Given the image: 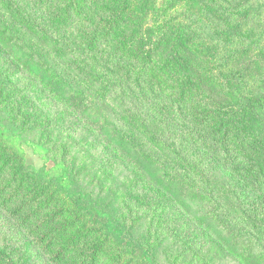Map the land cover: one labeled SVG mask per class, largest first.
Segmentation results:
<instances>
[{
    "label": "rangeland",
    "instance_id": "rangeland-1",
    "mask_svg": "<svg viewBox=\"0 0 264 264\" xmlns=\"http://www.w3.org/2000/svg\"><path fill=\"white\" fill-rule=\"evenodd\" d=\"M148 1L171 14V27L192 26L188 14L171 12L175 0ZM102 3L0 0V264H264V185L247 198L240 182H231L226 195L214 183L194 180L196 167L210 177L221 166L214 171L218 164L202 139L196 146L184 133L174 139L177 128L192 127L184 120L175 126L179 119L162 112L202 113L196 108L202 91L188 98L189 90H166L175 74L152 73L135 54L122 55L128 62L119 58V34L93 29ZM245 7L242 0L235 14L256 22L258 12ZM175 29L170 40L176 34L197 40L192 29ZM245 33L199 36L197 44H205L199 55L209 59V48L221 41L249 43V50L264 29ZM163 51L157 65L172 52ZM224 69L212 72L229 93L239 95L240 85L244 102L254 106L245 93L255 89L264 106V73ZM139 70L143 83L160 90L153 105L140 102L132 88ZM254 124L261 138L264 116ZM208 125L196 127L198 133L212 131L206 138L219 139L207 128L216 126ZM162 126L166 133L159 137Z\"/></svg>",
    "mask_w": 264,
    "mask_h": 264
},
{
    "label": "trees",
    "instance_id": "trees-1",
    "mask_svg": "<svg viewBox=\"0 0 264 264\" xmlns=\"http://www.w3.org/2000/svg\"><path fill=\"white\" fill-rule=\"evenodd\" d=\"M161 1L164 2V0ZM241 1L175 0L171 12L179 11L183 14H188V20L192 22V26H188L187 23L186 25H181L180 23L174 25L175 27H171L172 24L169 25L172 21L171 14H167V10L161 11L155 8L148 0H102V9H96L97 11H95L98 26L93 27V29L95 32L104 33L105 35H109L112 30H115L116 34L112 37L119 34L118 38L114 40L115 46H117L116 55L124 62H128L129 57L123 58L122 55H127L126 52H128L129 55L135 54V56L146 60V66L152 73L163 68L166 69L165 73L175 74L176 77L169 81L171 87L166 90L174 89L177 91L178 89L181 95H186L189 90L188 98L192 96V91H202V96L196 102L197 110L203 109L202 113L190 116L189 112H186L183 115L181 113L182 109H178L179 117L168 111H163L162 113L167 114V118L177 117L179 120H177L178 122H176L175 126H180L181 120H184L186 126L192 127L193 132H189L183 131L184 127L180 126L176 130L174 139L180 133H184L187 136L186 139L189 138L190 142L195 146L198 145L199 139H202L208 147V156H211L213 164H218L214 171L219 168V165L221 166L218 172L223 173L220 176H218V173L210 177H206L196 167L194 180L199 179L203 183L207 182V184L214 183L215 186L220 188L219 192H223L226 195L230 194L229 187L231 182H240L239 184L242 187L240 189L244 193L243 196L250 198V195L257 194L259 186L264 185V136L257 138L256 130L253 128L255 120H263L264 106H260L263 96H259L255 89L249 90L246 88L247 92L245 94L256 102L254 106L257 107H254L246 99L244 102L242 97L244 92L240 85L236 86V92L239 95H235L233 91L229 93L230 89H227L226 85L220 82L216 78V73L212 71L225 68L224 70L228 75H234L235 70H240L249 76L257 75L262 77L264 73V53L261 55V51L264 49V34L257 37V43L249 50V43L246 45L245 42L234 40L230 43L232 45H229V43L225 44L221 41L218 43L219 46L209 48L212 56L209 55L210 58L205 60L199 55L198 50L205 44H197V40L201 39L199 36L208 40L212 37H218L221 33L228 35L238 32V30H240L241 35H248L245 32H250L254 29L260 33L264 29V0H250V2L246 0V10L251 13L255 10L260 15L257 17L256 22L251 23L248 22L246 17L238 18L242 14L241 11L238 14L234 12V9L240 8ZM250 4L253 7H250ZM212 11L214 15L209 18L208 12L211 13ZM250 24L251 26H249ZM100 26L103 29H100ZM177 27H181L182 29L180 30H185L187 27L192 29L194 34H191L192 32L190 34L191 36H198L197 40H185L177 36V34L174 35L173 40H170L171 36H173L171 31L177 32L175 29ZM200 27L204 29L201 30ZM152 31L156 35L148 36L147 32L151 33ZM244 37L246 40V36ZM136 47H138L137 50ZM162 47L166 49L162 54H166L170 50L172 52L166 63L157 65L155 57L161 54ZM95 56L94 59L99 58L97 55ZM225 59L230 61L231 64L225 63ZM221 61L224 62L223 68L222 64L220 65ZM111 68H113V71L119 69L116 64H113ZM153 80L154 77L151 82ZM209 83L210 86H205ZM132 88L140 96V102L144 103H151L150 101L154 99L155 93L160 91L154 88L152 83H143V73L140 70L137 71V77L132 82ZM226 95L236 99V102L231 103L229 99H224ZM150 105H153V103ZM193 118H196L195 123L191 121ZM208 122V126H216L215 129L212 127L207 128L214 130L219 139L206 138L212 134V131L210 134L204 135L198 133L199 131L196 127L203 126V124ZM172 123H174L173 120ZM185 128L188 130V127ZM158 129L160 133L157 136L161 137L166 133L163 126L158 127ZM198 135L202 138H199ZM160 142L164 141L160 140ZM217 146L220 147L219 150L214 149ZM226 172L230 174L227 175ZM185 176L188 179L193 177L189 173L185 174ZM207 178H209V181H207ZM211 193L212 191L209 192V194ZM11 198L9 196L3 203L7 205ZM238 210L239 208L236 209V211ZM248 211L247 209L237 213L248 216Z\"/></svg>",
    "mask_w": 264,
    "mask_h": 264
}]
</instances>
